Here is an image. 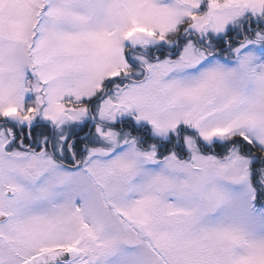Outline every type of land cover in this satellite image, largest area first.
<instances>
[{"label":"snow or ice","instance_id":"1","mask_svg":"<svg viewBox=\"0 0 264 264\" xmlns=\"http://www.w3.org/2000/svg\"><path fill=\"white\" fill-rule=\"evenodd\" d=\"M0 264H264V0H0Z\"/></svg>","mask_w":264,"mask_h":264},{"label":"rangeland","instance_id":"2","mask_svg":"<svg viewBox=\"0 0 264 264\" xmlns=\"http://www.w3.org/2000/svg\"><path fill=\"white\" fill-rule=\"evenodd\" d=\"M37 131H39V130H37ZM217 151L219 152V150L217 149Z\"/></svg>","mask_w":264,"mask_h":264},{"label":"trees","instance_id":"3","mask_svg":"<svg viewBox=\"0 0 264 264\" xmlns=\"http://www.w3.org/2000/svg\"><path fill=\"white\" fill-rule=\"evenodd\" d=\"M219 151H221L220 149H218Z\"/></svg>","mask_w":264,"mask_h":264}]
</instances>
